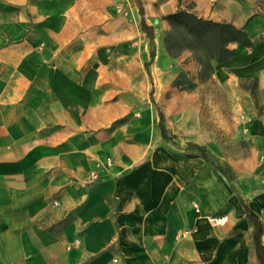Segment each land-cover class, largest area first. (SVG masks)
I'll list each match as a JSON object with an SVG mask.
<instances>
[{
  "label": "crops",
  "instance_id": "obj_1",
  "mask_svg": "<svg viewBox=\"0 0 264 264\" xmlns=\"http://www.w3.org/2000/svg\"><path fill=\"white\" fill-rule=\"evenodd\" d=\"M139 2L153 36L183 9L250 40L212 74L237 136L210 141L187 107L166 119L230 168L238 194L162 139L136 0H0V264H259L239 196L264 247V0Z\"/></svg>",
  "mask_w": 264,
  "mask_h": 264
},
{
  "label": "rangeland",
  "instance_id": "obj_2",
  "mask_svg": "<svg viewBox=\"0 0 264 264\" xmlns=\"http://www.w3.org/2000/svg\"><path fill=\"white\" fill-rule=\"evenodd\" d=\"M154 9L155 5L148 6V13L152 17L156 16ZM176 11L188 12L177 9L164 12L161 17L157 15L162 24H156L153 48L149 47L147 41H142L147 58L150 60V53L154 54L148 69L154 87L155 107L163 113L165 125L169 116L180 112L190 113L186 107L188 110L193 109L202 120L207 138L210 141L225 142L232 133L237 136V115L227 110L228 105L234 101L221 86L214 90L211 83L214 82V64L227 56L226 51H232L234 43H228V37L217 30L195 36L181 25L164 19L166 15ZM240 85L253 87L252 83L247 82ZM214 104H219L218 107L221 105L223 109L212 112ZM167 133L169 136L173 135L169 129ZM172 139L174 145L190 143L185 141L184 136L173 135L171 141Z\"/></svg>",
  "mask_w": 264,
  "mask_h": 264
},
{
  "label": "trees",
  "instance_id": "obj_3",
  "mask_svg": "<svg viewBox=\"0 0 264 264\" xmlns=\"http://www.w3.org/2000/svg\"><path fill=\"white\" fill-rule=\"evenodd\" d=\"M139 4V14L141 16L140 20V28L142 32L145 34V36L148 38L149 46L153 48L154 45V36H153V28L151 26L146 25L144 19H143V9L141 7V3L139 0H136ZM165 20L172 24H178L182 27L186 28V30L195 36H203L205 33L211 31V30H217L221 32L222 34L226 35L228 37V43H239L246 46L250 45V40L244 33L242 29H236L230 24L226 23H218L213 22L211 20H204L202 18L197 17L196 15L184 11H176L175 13L168 14L164 17ZM228 54L224 58L218 60H224L228 57H231L234 55V51H226ZM151 58L153 57V53L151 52ZM217 61V62H218ZM148 64H146L147 68ZM149 75V74H148ZM158 125L161 133V137L165 141H171L172 136H169L167 133V128L165 125V118L163 113L158 110ZM186 150H196L199 153V156L202 157L205 161L209 162L214 169L220 173L230 184L232 190L237 193V187L241 186L240 182L237 180L236 176L231 172L230 168L224 163L221 162L217 157L212 155L208 149H206L203 146L194 144V143H188L186 144ZM239 200L241 204L243 205V208L245 210V216L249 220V222L254 227L253 231V241L255 245V252L257 259L259 261V264H264V247L261 244L260 238L262 235V223L256 219L255 217L251 216L247 210V206L242 200V198L239 196Z\"/></svg>",
  "mask_w": 264,
  "mask_h": 264
},
{
  "label": "built area",
  "instance_id": "obj_4",
  "mask_svg": "<svg viewBox=\"0 0 264 264\" xmlns=\"http://www.w3.org/2000/svg\"><path fill=\"white\" fill-rule=\"evenodd\" d=\"M258 159L260 161H264V148L261 151V153L259 154ZM93 178H95V176H93ZM210 222L214 225H222L226 222V217H216V218H212L210 219Z\"/></svg>",
  "mask_w": 264,
  "mask_h": 264
}]
</instances>
